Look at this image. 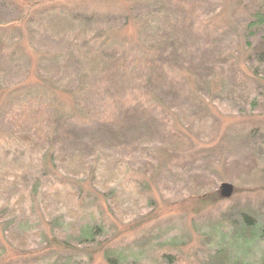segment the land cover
Instances as JSON below:
<instances>
[{
	"label": "rangeland",
	"instance_id": "1",
	"mask_svg": "<svg viewBox=\"0 0 264 264\" xmlns=\"http://www.w3.org/2000/svg\"><path fill=\"white\" fill-rule=\"evenodd\" d=\"M182 1L151 0L141 12L135 7L140 2L132 5L131 0H0V42L12 58L9 75L0 69V117L13 99L8 87L20 82L18 68L25 67L35 77L23 97L31 117L46 122L54 115V104L83 119L76 121L80 125H93L104 119L109 106L121 107L133 86L140 88L135 94L150 91L144 88L160 68L151 61L168 46L174 55L163 59L165 71L183 85V98L171 109L164 101L149 107L165 133L184 134L191 143V151L175 150L172 158L157 152L168 159L158 162L153 157L163 135L146 137L135 127L121 142L106 136L92 141V172L65 178L69 185L58 199L43 205L54 188L44 193L25 189L28 200L22 206L27 211L7 220L2 216L14 203L10 195L0 194V264H166V255L184 264H203L232 221L241 223L246 214L264 223V53L256 51L263 38L242 30L246 20L241 8L247 0ZM127 18L129 27L115 30ZM105 26L112 28L114 39H108L114 42L103 47L95 39ZM205 51L216 63L209 56L207 70L191 75L190 62L206 58ZM173 57L179 66H173ZM129 61L135 63L126 66ZM254 72L261 81L252 89ZM42 78L44 85L36 80ZM197 117L207 118L208 124L193 122ZM1 123L3 136L8 128ZM46 130L50 135L59 127L52 124ZM10 137L4 135L3 143L14 148ZM48 168L44 162L40 170ZM42 179L45 184L43 174ZM106 180L115 181L108 191L99 183ZM223 183L234 187L229 199L220 197ZM75 192L79 197L69 200L67 195ZM217 193L219 200L213 196ZM75 224L101 229L92 243L104 244L63 248L61 240L64 234L70 237ZM11 229L30 233V246L13 244L22 242L9 239ZM107 252L112 256L108 261L102 256Z\"/></svg>",
	"mask_w": 264,
	"mask_h": 264
},
{
	"label": "trees",
	"instance_id": "2",
	"mask_svg": "<svg viewBox=\"0 0 264 264\" xmlns=\"http://www.w3.org/2000/svg\"><path fill=\"white\" fill-rule=\"evenodd\" d=\"M150 1L151 0H131V4L133 5V3L140 2L139 5L136 4L135 7L137 8L138 6L140 9L143 8L141 11L143 12ZM186 1L189 2V0ZM186 1H182L181 4H184ZM133 8L134 7L130 8L129 11L133 10ZM241 9L246 20V22L243 23L244 25H242L243 32L248 34V36L261 35L263 42L256 51L264 53V0H247V3ZM140 15L142 17L148 16L146 14ZM95 16L99 20L107 21L101 15ZM25 19L26 16L23 20ZM130 21V18H127L124 23L117 26L118 28H115V30L120 29L119 27H122L121 29L129 27ZM8 25L9 24H5L3 26ZM113 34L112 28H107V26H105L103 30L98 31L95 40L104 42L103 47H106L111 41L114 42ZM109 36L113 39H108ZM104 37H107V39L104 40ZM246 46H249V44ZM5 50V45L0 42V69H4L5 72H7L11 69L10 64L12 58ZM247 50H249V48ZM114 51L118 52V46H116ZM204 54L207 57L202 58L201 61H199L198 58H194V61L190 62L191 64L187 70L191 75L202 74V72L207 70L206 65L211 54L206 51ZM173 55L172 49L167 46L161 52L160 56L157 55L155 57L156 59L151 61L152 64L156 67L159 65L160 68L150 76L147 84L148 87L144 88L150 90L148 93L135 94L134 91L140 88L133 86L127 93L130 98L122 101L121 107L116 108L114 105L109 106V110L106 112L104 111V113H106L102 117L104 119H99L90 126H86L85 124L80 125L76 122L78 119L76 116H73V113L69 116L68 111H61V106L59 105L58 108H56L54 104L51 106L54 115L50 116L46 122H40L39 118L36 120L31 117L28 112V107L25 105L26 100L23 99V97L28 95V86H30L28 82H30V78L35 79V77L33 73H29L30 75L25 73L27 68L19 67L20 76L18 78L20 82L12 87H8L9 94L13 99L3 112V116L0 117L2 126L8 128V133H4L3 136H11L8 143L14 144V148H12V146H6L3 143V136L0 135V194L2 196L5 194L10 195L14 203L12 208L5 213L2 218L10 220L27 211L28 206H22V203L24 201L26 203L28 200V193H26V190L29 192H34L36 190L38 193H44L46 189L54 188L55 193L45 194L47 198L42 202L43 205H45L48 200L58 199L60 196H63L64 191L62 187H68L69 185L65 181V178L70 175L76 179L88 177L93 170L92 159L96 156L94 153L95 146L91 148L90 145L94 144L92 141H95V139L99 137H114L121 142V138L125 132L132 131L135 127L146 137L150 134L157 135V132L160 131L159 134L163 135V139L160 138L162 141L159 140L160 143L158 142L159 145L155 148L153 157L155 161L158 162L168 160L167 158H172L174 154L171 152L175 150H190L191 143L186 142V136L181 133H165V126L158 123L156 112L152 111L149 107L153 103L157 105L161 103V101H164L166 104L170 105L168 109H171V106L176 104L177 100L179 101L183 98V85L174 77L166 74L165 71L163 59ZM211 57V61L214 60V63H216L215 56L212 55ZM122 60H124V58H120V61ZM179 61L180 60L175 57L173 66H179ZM134 63L135 61H129L126 63V66H131ZM7 73L9 75V72ZM258 75L260 74L255 72L251 74L249 85L252 89L258 84V81H261L258 79ZM36 80L38 83L44 85L45 81L43 78L42 80ZM17 101L20 102L19 105ZM192 119L193 122L198 123L201 120L203 125L208 124V121H206L207 118L197 117L196 119ZM82 120L83 119L78 122L82 123ZM181 120L184 122L187 121V117L184 113L181 116ZM188 121L191 123V119H188ZM52 124L59 127V130L49 135L46 133V129L51 128ZM80 133H82V136H80ZM89 137H91V139H89ZM25 142H28V144H25ZM66 147H69V149ZM157 152L164 154L167 158L163 156H161L162 158L158 157ZM190 158H194V156L190 155ZM146 159H148V156ZM150 160L154 162L152 159ZM44 162L47 163L49 171L40 170L42 166H44ZM117 168L116 178H119L121 174L120 163L117 164ZM103 170H105V168H103ZM105 173L106 171L104 174ZM42 174L45 179L48 177L45 184L42 182ZM32 181H35L34 185ZM99 183L102 185L103 190L108 191L115 181L106 180L104 182L99 181ZM67 196L69 200L72 199V201H74L75 198L79 197V193H69ZM213 196H215L217 200L221 199L217 198L219 197V193ZM220 197H222L221 194ZM109 199L114 203L117 202L114 196H111ZM240 219L242 220L241 223L232 221V226L228 229V232L222 233L219 236L217 250L203 264H264V223L257 224L258 222H255L251 216L246 214L242 215ZM55 227L58 228V225H55ZM95 229L96 227L91 226V224H88L85 229H78L76 224L71 225L70 237L62 233L59 228L57 230L60 236L64 234L65 237L66 235V239H60L63 248H67V246L75 247L81 244H85L87 247L102 246L104 243H92L94 240L93 237H95L96 234L99 235L101 230L99 228V230ZM8 233L9 239L13 242L17 239L22 242L13 243L17 247L24 248L30 246L27 243L30 233L26 231L23 233L13 229L9 230ZM257 248H260V254L256 259H253ZM102 256L107 261L111 260L112 257L109 252L104 253ZM163 259L166 261V264L176 262L184 264L183 260L177 256L173 257L172 255H166Z\"/></svg>",
	"mask_w": 264,
	"mask_h": 264
},
{
	"label": "water",
	"instance_id": "3",
	"mask_svg": "<svg viewBox=\"0 0 264 264\" xmlns=\"http://www.w3.org/2000/svg\"><path fill=\"white\" fill-rule=\"evenodd\" d=\"M234 193V187L231 184L223 183L220 187V194L223 198L229 199Z\"/></svg>",
	"mask_w": 264,
	"mask_h": 264
}]
</instances>
